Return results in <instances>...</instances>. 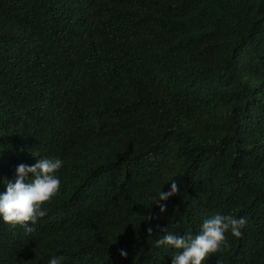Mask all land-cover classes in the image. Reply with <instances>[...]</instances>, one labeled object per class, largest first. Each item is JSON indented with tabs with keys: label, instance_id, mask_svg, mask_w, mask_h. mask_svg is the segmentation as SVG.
Instances as JSON below:
<instances>
[{
	"label": "trees",
	"instance_id": "16d2710c",
	"mask_svg": "<svg viewBox=\"0 0 264 264\" xmlns=\"http://www.w3.org/2000/svg\"><path fill=\"white\" fill-rule=\"evenodd\" d=\"M41 158L60 189L0 264H171L217 214L248 223L202 264H264V0H0V194Z\"/></svg>",
	"mask_w": 264,
	"mask_h": 264
},
{
	"label": "clouds",
	"instance_id": "9594fccd",
	"mask_svg": "<svg viewBox=\"0 0 264 264\" xmlns=\"http://www.w3.org/2000/svg\"><path fill=\"white\" fill-rule=\"evenodd\" d=\"M63 163L59 158H41L32 166L18 165L15 180L7 182L6 191L0 194V219L3 223L19 225L24 229L25 234L34 232L35 228L29 225H35L40 218L46 216L47 212L42 209V205L57 195L60 180L56 173L62 168ZM179 192V184L173 181L168 190L158 194L156 206L159 207L161 214L166 211L164 202L177 196ZM150 219L151 216L148 220ZM247 223L245 217L237 219L231 215L225 217L217 214L203 222L200 233L195 237L178 236L169 232L156 243L157 247L163 245L179 250L172 258L171 264H202L210 253L220 250L226 232L230 231L233 237H241V229ZM161 230L166 231V229ZM146 232L151 235L153 228L149 226ZM120 255L125 257L127 252L121 250ZM62 259L63 257L53 258L50 264H61Z\"/></svg>",
	"mask_w": 264,
	"mask_h": 264
}]
</instances>
